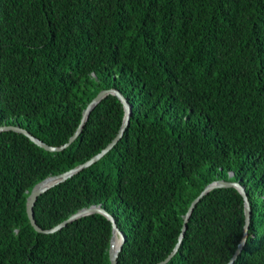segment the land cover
<instances>
[{
    "label": "trees",
    "instance_id": "trees-1",
    "mask_svg": "<svg viewBox=\"0 0 264 264\" xmlns=\"http://www.w3.org/2000/svg\"><path fill=\"white\" fill-rule=\"evenodd\" d=\"M110 88L131 105L127 126L98 160L38 195L36 224L99 204L125 236L118 264H156L200 191L238 181L250 219L232 264H264V0H0V127L61 146ZM123 114L106 94L58 151L0 131V264H110L106 216L39 232L26 198L105 148ZM244 225L239 191L213 188L163 264H227Z\"/></svg>",
    "mask_w": 264,
    "mask_h": 264
},
{
    "label": "water",
    "instance_id": "water-1",
    "mask_svg": "<svg viewBox=\"0 0 264 264\" xmlns=\"http://www.w3.org/2000/svg\"><path fill=\"white\" fill-rule=\"evenodd\" d=\"M108 93H111V94L116 95L118 97V99L122 103L123 110H124L122 125H121L116 137H114V139L105 148H103L99 153L92 156L90 159L86 160L85 162L73 167L72 169H70L68 171H65V172L57 174V175L49 176V177L39 181L38 183H36L32 187V189L30 190V192L26 198V214H27L29 222L31 223L33 228L39 232H44V233L54 232V231L60 229L62 226L66 225V223H68V222H70V221H72L78 217H81L83 215H86V214H90L93 212H99V213L103 214L104 216H106L111 221V225H112L110 242H109V250H108L109 261H110V264H118V261H117L118 253L122 249V246H123V243L125 240V236H124L123 232L117 226L112 215L109 214L99 204L90 205L89 207H84V208L78 210L77 212L73 213L72 215H70L67 219L61 221L60 223H58L57 225H55L49 229H41L36 224V222L34 220L33 205H34L38 195H40L42 192H44L48 188L52 187L53 185L65 180L67 177L71 176L72 174L76 173L77 171L81 170L82 168L89 166L90 164H92L93 162L98 160L104 153H106L116 143V141L122 135L125 127L127 126L128 121H129V116L131 115V105L128 103L127 99L120 93V91L115 89V88H110V89H104V90H101L100 92H98L96 94V96L93 99H91V101L84 108V110L82 112L80 123L78 125V128L74 132L73 136H71L69 138L67 143H65L61 146H50V145L46 144L45 142H43L42 140H40L39 138L33 136L26 129H23L19 126L4 125V126L0 127V131L13 130L16 132H20V133H23L24 135H26L34 143H36L37 145H39L40 147H42L46 150H49V151L62 150L79 134V132L81 131L85 121L87 120V118L89 116L90 111ZM216 187H234L242 195L243 201H244L245 225H244V229H243V236H242L240 242L238 243L234 254L232 255L231 259L227 263V264H232V262L234 261L236 256L240 253V251H241V249L245 243L246 237H247V229H248V223H249V219H250V205H249L248 197H247V194L245 192L244 186L241 185L240 182H238V181H229V180H224V179H217V180L210 182L193 199V201L190 203V205L188 207L187 212L184 215V221H183V226L181 228V233L178 237V242L176 243L172 253L168 257H166L164 260L159 261L156 264L165 263L172 256V254L177 250L178 245H179V243L183 237V233L186 229V222H187L194 206L196 205V203L200 200V198L202 196H204L211 189L216 188ZM116 236L118 238L117 241H115Z\"/></svg>",
    "mask_w": 264,
    "mask_h": 264
},
{
    "label": "bare ground",
    "instance_id": "bare-ground-1",
    "mask_svg": "<svg viewBox=\"0 0 264 264\" xmlns=\"http://www.w3.org/2000/svg\"><path fill=\"white\" fill-rule=\"evenodd\" d=\"M118 240V238H117V236H116V239H115V241H117Z\"/></svg>",
    "mask_w": 264,
    "mask_h": 264
}]
</instances>
